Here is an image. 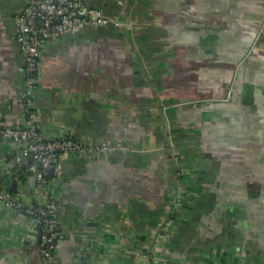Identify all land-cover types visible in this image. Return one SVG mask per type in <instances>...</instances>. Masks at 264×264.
<instances>
[{
    "label": "crops",
    "instance_id": "obj_1",
    "mask_svg": "<svg viewBox=\"0 0 264 264\" xmlns=\"http://www.w3.org/2000/svg\"><path fill=\"white\" fill-rule=\"evenodd\" d=\"M27 2L0 0V126L32 109L47 139L85 150L41 188L0 142V190L21 203L0 200V264H48L25 210L46 193L53 264H264V0H89L119 23L47 41L30 100Z\"/></svg>",
    "mask_w": 264,
    "mask_h": 264
},
{
    "label": "built area",
    "instance_id": "obj_2",
    "mask_svg": "<svg viewBox=\"0 0 264 264\" xmlns=\"http://www.w3.org/2000/svg\"><path fill=\"white\" fill-rule=\"evenodd\" d=\"M110 20L101 10L89 5V0H28L26 6L14 17L16 40L23 52H26L24 81L26 98L30 100L38 83L39 65L47 41L57 40L67 35L77 34L87 26H101ZM31 123L25 127L15 128L0 126V142H15L22 145L15 162L29 165L35 170L38 187L50 169L55 173L61 171L56 159L61 153L83 152L82 144L72 139H47L39 126L34 122L35 114L28 109ZM116 148L113 144L102 143L98 151L111 152ZM37 165V168L35 166ZM0 200L12 208L21 207V203L8 191L0 190ZM36 216L44 228L40 236L42 253L48 264H53L58 220L56 217L58 204L46 193V201L25 209Z\"/></svg>",
    "mask_w": 264,
    "mask_h": 264
},
{
    "label": "water",
    "instance_id": "obj_3",
    "mask_svg": "<svg viewBox=\"0 0 264 264\" xmlns=\"http://www.w3.org/2000/svg\"><path fill=\"white\" fill-rule=\"evenodd\" d=\"M51 173H52V171H51ZM31 181L36 182V178H35V177H31ZM16 184H17V181H13V183H12L13 187H14Z\"/></svg>",
    "mask_w": 264,
    "mask_h": 264
},
{
    "label": "flooded vegetation",
    "instance_id": "obj_4",
    "mask_svg": "<svg viewBox=\"0 0 264 264\" xmlns=\"http://www.w3.org/2000/svg\"><path fill=\"white\" fill-rule=\"evenodd\" d=\"M107 17H109V16H107ZM109 18H110V17H109ZM110 20H111V18H110ZM112 21H113V22H116V21H114L113 19H112ZM110 22H111V21H109L108 23H110ZM108 23H106V24H108ZM116 23H119V22L117 21ZM106 24H105V25H106Z\"/></svg>",
    "mask_w": 264,
    "mask_h": 264
}]
</instances>
